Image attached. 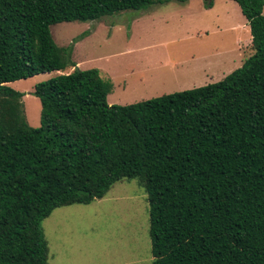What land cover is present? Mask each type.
Here are the masks:
<instances>
[{"label": "trees", "instance_id": "16d2710c", "mask_svg": "<svg viewBox=\"0 0 264 264\" xmlns=\"http://www.w3.org/2000/svg\"><path fill=\"white\" fill-rule=\"evenodd\" d=\"M229 1L250 38L238 68L109 106V80L74 69L49 27L163 0H0V264H48L42 220L130 180L147 203L150 264H264V0ZM67 68L33 87L28 126L8 84Z\"/></svg>", "mask_w": 264, "mask_h": 264}, {"label": "rangeland", "instance_id": "374dc122", "mask_svg": "<svg viewBox=\"0 0 264 264\" xmlns=\"http://www.w3.org/2000/svg\"><path fill=\"white\" fill-rule=\"evenodd\" d=\"M49 32L56 46L69 49L77 69H97L109 80V106L218 82L251 54L246 21L229 0H163L95 22L55 24ZM72 70L8 84L23 94L28 126L39 121L33 87ZM40 227L48 264L151 263L147 203L135 180L114 183L88 205L56 208Z\"/></svg>", "mask_w": 264, "mask_h": 264}, {"label": "water", "instance_id": "95a60500", "mask_svg": "<svg viewBox=\"0 0 264 264\" xmlns=\"http://www.w3.org/2000/svg\"><path fill=\"white\" fill-rule=\"evenodd\" d=\"M74 69H77L76 66L74 67Z\"/></svg>", "mask_w": 264, "mask_h": 264}, {"label": "crops", "instance_id": "0c3cea01", "mask_svg": "<svg viewBox=\"0 0 264 264\" xmlns=\"http://www.w3.org/2000/svg\"><path fill=\"white\" fill-rule=\"evenodd\" d=\"M76 66V65H75Z\"/></svg>", "mask_w": 264, "mask_h": 264}]
</instances>
